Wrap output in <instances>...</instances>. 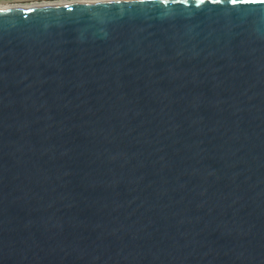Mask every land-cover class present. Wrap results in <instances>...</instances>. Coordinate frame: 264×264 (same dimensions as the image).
I'll list each match as a JSON object with an SVG mask.
<instances>
[{"label":"water","instance_id":"95a60500","mask_svg":"<svg viewBox=\"0 0 264 264\" xmlns=\"http://www.w3.org/2000/svg\"><path fill=\"white\" fill-rule=\"evenodd\" d=\"M0 264H264V0L1 3Z\"/></svg>","mask_w":264,"mask_h":264},{"label":"bare ground","instance_id":"6f19581e","mask_svg":"<svg viewBox=\"0 0 264 264\" xmlns=\"http://www.w3.org/2000/svg\"><path fill=\"white\" fill-rule=\"evenodd\" d=\"M25 1H38V0H11V1H0V4L1 3H13V2H25ZM40 1L47 2V0H40Z\"/></svg>","mask_w":264,"mask_h":264},{"label":"rangeland","instance_id":"374dc122","mask_svg":"<svg viewBox=\"0 0 264 264\" xmlns=\"http://www.w3.org/2000/svg\"><path fill=\"white\" fill-rule=\"evenodd\" d=\"M0 1H11V0H0Z\"/></svg>","mask_w":264,"mask_h":264}]
</instances>
